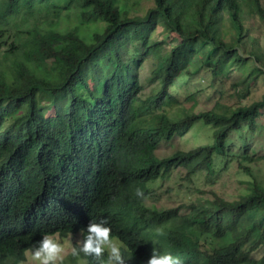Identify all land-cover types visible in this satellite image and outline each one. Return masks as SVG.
Returning a JSON list of instances; mask_svg holds the SVG:
<instances>
[{
  "label": "trees",
  "instance_id": "16d2710c",
  "mask_svg": "<svg viewBox=\"0 0 264 264\" xmlns=\"http://www.w3.org/2000/svg\"><path fill=\"white\" fill-rule=\"evenodd\" d=\"M256 27L261 0H0V264H28L45 234L82 238L101 220L127 264H146L153 247L183 264H264L263 184L235 201L149 204L180 169L191 181L236 162L253 176L264 161L251 147L264 130V93L180 116L186 100L199 102V93L180 97L197 72L212 88L238 72L236 93L251 96L264 80ZM145 62L153 90L143 98ZM198 122L214 128L212 144L157 156Z\"/></svg>",
  "mask_w": 264,
  "mask_h": 264
},
{
  "label": "rangeland",
  "instance_id": "374dc122",
  "mask_svg": "<svg viewBox=\"0 0 264 264\" xmlns=\"http://www.w3.org/2000/svg\"><path fill=\"white\" fill-rule=\"evenodd\" d=\"M264 6V0H261ZM259 45L264 49V30L261 27H256L254 32ZM226 67L232 68L227 65ZM198 74L191 81L188 86L184 84L181 87V98H184L192 93H199L197 95L198 104L194 99L186 100L184 106L180 107V116L187 115L191 112L200 113L203 111L216 110L218 107L236 108L240 105H249L253 101L259 100L264 93V80H259L251 89V96L247 100H241L236 93V84L241 79L238 72H232L229 77L224 78V83H216L215 88L210 87L211 79L207 72H197ZM150 66L147 62L139 72L141 84L143 86L142 97L148 96L153 87L149 81ZM161 82L157 81V92L160 89ZM242 87V86H241ZM240 90V88H239ZM175 94V87L171 89ZM264 124V120H260ZM214 128L206 126L203 122L196 123L189 133L183 138H175L169 142H162L157 149V156L159 158H166L177 151H188L195 149L198 146L212 144ZM231 140L237 142L238 138L233 136ZM252 149L257 156H264V130L253 137ZM226 170L220 171L215 177L210 178L206 175H200L191 181L185 178L186 171L180 169L172 174L169 180H165L159 187H155L154 196L150 200V205H155L159 209L166 207H175L182 204H190L198 199L211 198V194L218 195L224 199L235 201L241 199L248 191L252 182H258L264 185V161L257 164H252L251 169L253 176H249L239 170L238 164L235 162L229 164ZM186 211V209L184 210ZM58 240L64 243L66 248L65 259L71 255V247L76 240L81 239V235L71 236L67 239H61L55 236ZM27 256V255H26ZM28 264H32L30 257L27 256ZM63 264H70L63 262Z\"/></svg>",
  "mask_w": 264,
  "mask_h": 264
},
{
  "label": "clouds",
  "instance_id": "9594fccd",
  "mask_svg": "<svg viewBox=\"0 0 264 264\" xmlns=\"http://www.w3.org/2000/svg\"><path fill=\"white\" fill-rule=\"evenodd\" d=\"M135 195L137 199H147L144 191L140 188L136 189ZM107 224V220L90 221L86 229H81L82 238L76 240L70 250L72 257L78 258L79 264H88V260L80 259L81 257H90L95 261V264H127L122 252L123 245L113 237L112 229L106 226ZM157 234L164 235L159 231ZM65 254L64 243L50 234L42 236L26 252L32 264H63ZM146 264H183V261L179 256L161 253L156 247H153Z\"/></svg>",
  "mask_w": 264,
  "mask_h": 264
}]
</instances>
